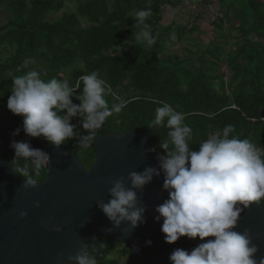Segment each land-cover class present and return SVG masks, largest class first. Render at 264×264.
I'll return each mask as SVG.
<instances>
[{
	"label": "trees",
	"instance_id": "16d2710c",
	"mask_svg": "<svg viewBox=\"0 0 264 264\" xmlns=\"http://www.w3.org/2000/svg\"><path fill=\"white\" fill-rule=\"evenodd\" d=\"M216 3L219 11L213 0H77L74 11L68 12L65 0H0V10L4 8L10 14L7 23L0 26V162L9 161L14 170L23 165L22 159L14 163L13 140L29 141L41 150L51 145L42 137L27 136L22 130L23 117L7 107L13 79L33 69L41 73L42 79H66L71 86L93 70L101 73L109 107L121 101L125 106L97 130V140L107 134L136 132L150 141L152 154L164 155L160 143L168 129L149 127L156 108L167 103L185 114V122L193 130L189 142L193 149L209 133L226 125L234 126L233 135L251 138L264 147V0ZM200 4L210 11L213 6L218 16L212 21L214 38L207 46L195 44L199 53L191 54L189 61L193 56L196 59L187 66L186 60L167 52L201 30L197 22L203 17L194 13L197 19L191 28L175 19L171 26L164 27L163 12ZM147 8L152 14L145 22L151 26L156 41L152 46L137 39L142 26L134 17L135 11ZM172 33L175 40L171 39ZM6 52L12 55L5 56ZM25 59L36 63L24 67ZM79 87L82 89V81ZM79 94L77 90L72 97L76 105L80 104L75 98ZM82 119L77 116L71 122L81 135H87ZM18 128L20 134L14 136ZM61 146L85 170L93 166L95 144L80 149L76 139H69ZM45 177L43 167L38 175L34 174L37 183ZM253 203L264 208V201ZM121 245L95 238L86 253L94 255L98 264H171L169 256L176 248L192 250L183 237L171 245L164 239L137 255L129 243Z\"/></svg>",
	"mask_w": 264,
	"mask_h": 264
},
{
	"label": "clouds",
	"instance_id": "9594fccd",
	"mask_svg": "<svg viewBox=\"0 0 264 264\" xmlns=\"http://www.w3.org/2000/svg\"><path fill=\"white\" fill-rule=\"evenodd\" d=\"M151 14L150 8L134 13L135 22L142 26L137 39L146 41L148 46L156 42L151 26L145 22ZM171 39H176L175 33ZM35 63L34 59H25L24 67ZM77 90L80 94L75 98L79 105L72 100ZM106 91V81L98 70L80 76L77 84L71 86L66 79H42L41 73L33 69L13 79L7 107L14 115L23 117L22 130L27 136L42 137L57 149L67 140L76 139L80 149H88L97 141V130L125 106L121 101L109 107ZM77 116L83 118L82 127L87 135H81L72 124V118ZM185 120L183 112L167 103L156 108L149 128L168 129L160 143L165 154L159 157V170L148 167L142 173L130 172L127 178L130 186L124 178L112 181L111 199L101 202L99 207L116 227L124 221L132 228L138 227L145 222L146 209L139 206L137 190H143L162 171L168 198L156 207L155 219L163 220L161 231L165 242L176 244L182 237L201 241L191 251L176 248L169 256L171 264H257L254 257L259 250L251 233L235 229L244 209L253 202L264 201V147L251 138L233 135L234 126L226 125L209 133L193 149L189 143L193 130ZM20 131L16 129L13 135L18 136ZM11 147L14 163L24 161L15 168L24 178V188L36 187L34 174L38 175L47 165L49 154L34 148L29 141L13 140ZM36 207H40L39 203ZM21 217L26 218L27 213L22 212ZM72 259L76 264H98L89 253L69 257ZM259 264H264V259Z\"/></svg>",
	"mask_w": 264,
	"mask_h": 264
},
{
	"label": "water",
	"instance_id": "95a60500",
	"mask_svg": "<svg viewBox=\"0 0 264 264\" xmlns=\"http://www.w3.org/2000/svg\"><path fill=\"white\" fill-rule=\"evenodd\" d=\"M95 148L94 164L85 170L62 146L45 147L50 157L46 177L34 188H24L25 181L18 179L9 161L0 162V264H76L69 257L86 253L95 238L127 242L140 250L164 241L163 220L155 219L156 207L168 198L162 171L137 190L139 206L146 209L145 222L138 227L132 228L128 221L116 227L99 207L111 199L112 181L124 178L130 186V172L159 170L160 156L151 153L150 141L136 132L107 134ZM235 230L251 233L259 264L264 259V208L253 203L244 209ZM183 238L191 249L201 243L199 238Z\"/></svg>",
	"mask_w": 264,
	"mask_h": 264
},
{
	"label": "rangeland",
	"instance_id": "374dc122",
	"mask_svg": "<svg viewBox=\"0 0 264 264\" xmlns=\"http://www.w3.org/2000/svg\"><path fill=\"white\" fill-rule=\"evenodd\" d=\"M65 1H66L65 10H67L68 12L74 11L75 4H76L77 0H65ZM215 1L216 0H213L214 3H215ZM212 9H213V11L212 10L210 11V8L204 7L203 5L200 4L199 6H196L193 8L192 7L191 8L183 7L182 11H180V9L177 8V9L171 11L174 13L173 15L171 14V12H165L164 11L163 12V21L161 24L164 27L171 26L172 21L175 19V21H177L178 24L188 25L191 28L193 26L194 20L197 19L194 13H200L203 17L201 22H197V23H199L198 25L200 26L201 30H199L198 32H195L190 37L189 41H184V42L180 43L178 46L172 47L167 52V54L178 55V57L180 59L186 60L187 61L186 65L189 66L190 65L189 62H192L196 59V56H193V57H191L192 60L189 61V57L191 56V54L194 55L197 52V49L194 48L195 44L202 43L203 45L205 44V46H207V45H209V43L214 38V34H213L214 29H212V21L217 19L218 16L216 15V12L214 11L213 6H212ZM61 15H62V13L59 14L58 16H56L55 18H58ZM175 15H176V17H175ZM9 18H10V14L4 8L1 9L0 10V26L7 23ZM225 29L227 32L229 27L226 26ZM201 32H203V35ZM233 35L235 36L236 33H233ZM232 44H233V39L230 38L229 39L230 47L232 46ZM197 53H199V52H197ZM4 55L5 56H11L12 54L10 52H6ZM125 243L126 242H124L123 245H121V247H123ZM113 257L116 258V256H113ZM121 264H124V263L122 262Z\"/></svg>",
	"mask_w": 264,
	"mask_h": 264
},
{
	"label": "built area",
	"instance_id": "2783aa9c",
	"mask_svg": "<svg viewBox=\"0 0 264 264\" xmlns=\"http://www.w3.org/2000/svg\"><path fill=\"white\" fill-rule=\"evenodd\" d=\"M46 166L47 165L43 166V168L45 169ZM130 247H131L132 252H133L134 255H137V254H139L141 252V250L138 247H136L135 245H130Z\"/></svg>",
	"mask_w": 264,
	"mask_h": 264
},
{
	"label": "crops",
	"instance_id": "0c3cea01",
	"mask_svg": "<svg viewBox=\"0 0 264 264\" xmlns=\"http://www.w3.org/2000/svg\"><path fill=\"white\" fill-rule=\"evenodd\" d=\"M217 2V0L215 1V7L217 8V10H218V4L216 3ZM219 11V10H218ZM218 13V12H217Z\"/></svg>",
	"mask_w": 264,
	"mask_h": 264
}]
</instances>
